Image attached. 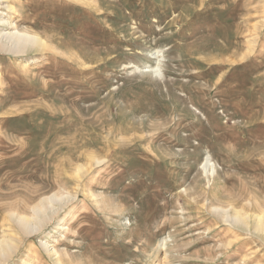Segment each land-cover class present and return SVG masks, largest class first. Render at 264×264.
Wrapping results in <instances>:
<instances>
[{
  "label": "rangeland",
  "instance_id": "1",
  "mask_svg": "<svg viewBox=\"0 0 264 264\" xmlns=\"http://www.w3.org/2000/svg\"><path fill=\"white\" fill-rule=\"evenodd\" d=\"M11 1L47 43L0 51L2 264H264L221 215L264 212V0Z\"/></svg>",
  "mask_w": 264,
  "mask_h": 264
},
{
  "label": "bare ground",
  "instance_id": "2",
  "mask_svg": "<svg viewBox=\"0 0 264 264\" xmlns=\"http://www.w3.org/2000/svg\"><path fill=\"white\" fill-rule=\"evenodd\" d=\"M10 1L11 0H0V9L6 10L8 13H14L15 7L13 6L12 1L11 3ZM6 17L7 15L0 10V51L1 52L20 54L28 51L31 52V50L42 51L45 49L47 42L45 43L43 39H41L42 37L40 38L39 35L26 32L25 30H24L25 32L17 31L15 25L12 22H10V20L8 21L7 19H5ZM155 68L156 67L148 65V67L144 69L146 72H151V71L154 72V70H156ZM208 160L206 159L204 165L212 166L213 164H211ZM56 197L55 195H52L49 197L41 198L38 204L33 206L32 208L34 216L31 219H29L27 216L16 214L17 217H15V219L21 233L23 234L32 233L38 230L37 227L41 224V221L45 220L49 213H54L55 210H57V208L52 207L53 205L50 208H48V205L46 204L56 201ZM219 209L221 210V208ZM227 209L221 210L223 222L230 221L232 225H235V227L237 226V228L248 230V232L253 231V233L256 234V236H259V238L264 239V212H259V214H254V215L252 214L250 216L242 213L240 209V211L233 210V216L229 217L228 215L229 213L227 214ZM214 210L215 212H220L217 211V209ZM160 246L162 247V245ZM16 247L17 246H15V243H13V241L8 237H4L2 240H0V264H2L5 260L8 259V257L16 250L15 249ZM52 252L56 257V263L61 264L60 260L58 259V256H56L57 255L56 252L54 250Z\"/></svg>",
  "mask_w": 264,
  "mask_h": 264
}]
</instances>
